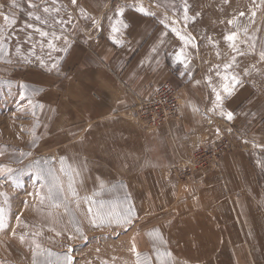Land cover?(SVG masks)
Wrapping results in <instances>:
<instances>
[{
  "label": "crops",
  "instance_id": "crops-1",
  "mask_svg": "<svg viewBox=\"0 0 264 264\" xmlns=\"http://www.w3.org/2000/svg\"><path fill=\"white\" fill-rule=\"evenodd\" d=\"M26 4L34 15L55 11L46 24L63 27L59 32L70 42L58 68L37 82L48 86L51 101L57 98L59 126L68 129L61 133L75 135L94 165L101 162L111 179L123 182L135 211L136 222L101 249V264H137V252L139 259L170 253L177 264H264V95L256 86L241 83L216 106L222 85H208L197 63L184 62L174 15L143 1ZM118 20L127 26L117 24L113 33ZM168 83L179 92V118L146 132L130 114ZM235 130L248 141L225 153L217 169L200 170L184 183L166 179L179 156ZM154 230L164 241L155 246Z\"/></svg>",
  "mask_w": 264,
  "mask_h": 264
},
{
  "label": "rangeland",
  "instance_id": "rangeland-1",
  "mask_svg": "<svg viewBox=\"0 0 264 264\" xmlns=\"http://www.w3.org/2000/svg\"><path fill=\"white\" fill-rule=\"evenodd\" d=\"M140 1L174 15L184 62L197 63L208 85L223 86L225 75H235L240 83L234 88L249 83L264 95V0ZM49 11L38 10L41 21H37L29 15L26 0H0V169H11L0 175V264H64L67 256L71 264H101V249L108 248L109 238L123 234L126 225L136 222L135 211L125 201L123 182L111 179L109 168L101 162L94 165L75 135L61 133L68 129L59 126L57 98L52 102L48 86L37 83L49 74L54 61L59 65L62 59L58 58H63L59 51L65 44L66 35L59 32L63 27L42 23L55 12ZM40 31L48 35L41 36ZM232 32L237 33L235 50L224 39ZM226 64L231 67L225 69ZM130 115L146 132L170 125L147 130ZM247 138L243 130L221 134L219 148L227 149L220 161ZM212 142L202 143L185 158L203 145L210 151ZM181 158L178 164L185 159ZM214 159L206 157L207 164L213 166ZM196 172L165 174L168 180L184 183ZM53 184L59 195L49 200ZM41 197H45L43 203ZM139 260L177 264L166 252Z\"/></svg>",
  "mask_w": 264,
  "mask_h": 264
},
{
  "label": "built area",
  "instance_id": "built-area-1",
  "mask_svg": "<svg viewBox=\"0 0 264 264\" xmlns=\"http://www.w3.org/2000/svg\"><path fill=\"white\" fill-rule=\"evenodd\" d=\"M180 105L179 93L169 85H161L150 99L140 101V104H138L131 114L137 118V121L141 123L144 129L155 130V128L161 124H169L173 119L179 118L178 113ZM212 143V149L208 152L205 150L206 145H203L199 150L193 152L189 158H181L183 159L182 164H179L177 168L171 170V172L176 174L179 173L183 176L185 174L190 176V174H192L191 172L194 170L200 171L214 167L217 168L220 155L227 148L224 151H222V148H219V138L213 140ZM223 143L228 147L229 143L227 141ZM209 156L215 158L213 166L206 162V157Z\"/></svg>",
  "mask_w": 264,
  "mask_h": 264
},
{
  "label": "snow or ice",
  "instance_id": "snow-or-ice-1",
  "mask_svg": "<svg viewBox=\"0 0 264 264\" xmlns=\"http://www.w3.org/2000/svg\"><path fill=\"white\" fill-rule=\"evenodd\" d=\"M72 2L75 4V3H76V0H72ZM33 7H38V5H33ZM186 10H187V9H185V11H186ZM43 11H44V12H48L49 9H48V8H43ZM83 11H84V10L81 9V12H83ZM124 11H125V8H123V7L119 8V9L117 10L118 15L122 17L123 14H124ZM138 11H140V12H142V13H145V14H147V15H153V13H149V12H147L146 9H145L143 6H140V7L138 8ZM29 15L32 16V15H34V14H33V13H29ZM34 19L37 20V21H41V17H40L39 15H34ZM187 19H189V17H188L187 15H185V20H187ZM42 23H46V21H42ZM61 23H62V22H61ZM94 23H95V21H94ZM229 23H232V21H229ZM117 24H119L120 26H123V27H126V26H127V25H125V24L123 23V20H118V21L116 22V24H113V26H112V32H113V33H116V32H118V31L120 30L119 27H117ZM28 27H29V28H32L33 25H32V24H28ZM37 30L39 31V29H37ZM173 31H175V29H173ZM40 35H41V36H46V35H48V33H47V32H44V31H40ZM177 35H179V33H177ZM236 37H237V33H235V32L229 33L228 35H226V36L224 37V39H225L226 41H228V42H230V43L232 44V46H233V50H235V40H236ZM57 39H59V37H57ZM113 39H115V37H113ZM181 39H185V37L182 36ZM65 44H66V47H64V48H62V49H59V51H62L65 55H67V54H68V51H69V48H70V42H68L66 38H65ZM49 46H50V47H55L54 45L51 44V42H49ZM261 58L264 59V52L261 53ZM58 59H62V58H58ZM177 60H178V61H182V56H181L180 54L177 55ZM234 60H235V58H233V62H234ZM43 63H44V62L41 61V64H42V65H43ZM185 67H187L186 64H185ZM224 67H225V69H228V68L231 67V65H230V64H226ZM57 68H58V62L54 61V62L51 64L49 70H51V69H57ZM217 74L219 75V73H217ZM223 79L226 81V83H224L223 86H222V91H223V93H224L225 95H224V97H222V95H221L220 92H217V93H216V101H215V104H216V106H218V107H219V106H222V104H223V99H224V98H226V97H228V96H231V95L233 94V90H234L235 85H237V84L240 83L239 79H238L237 76H235V75H225V76L223 77ZM229 82H230V83H229ZM220 114H221L222 116L225 115V113H224L223 111H221ZM226 118H227L228 120L233 119V114H232V112H228V113L226 114ZM61 159L63 160V158H61ZM5 172H11V169H6V170H4V169H0V175H4ZM57 187H58V186H57L56 184H53V185H50V186H49V190H48V194H47V199H49V200H55V199L58 197L59 193H58V191L56 190ZM69 189L72 191V194H73V195H76L75 189L72 187V184H71V183H69ZM60 191H62V189H60ZM0 195H3V194H0ZM44 199H45V197H41V203H43V200H44ZM89 211H91V209H89ZM0 227H3L2 219H0ZM21 239L23 240V237H21ZM163 242H164V241H163L162 237L160 236L158 230H154V246H155L157 243H163ZM37 247H39V245H37ZM132 250H133L134 252L136 251V249H135V245H133V249H132ZM136 254H137V257H138L137 264H146V262H142V261L139 260V255H140V254H139L138 252H137ZM34 255H35V253H34ZM167 255H170V253L167 254ZM71 260H72V258H71L70 256L65 257L64 264H71ZM49 264H51V262H49ZM162 264H163V262H162Z\"/></svg>",
  "mask_w": 264,
  "mask_h": 264
}]
</instances>
